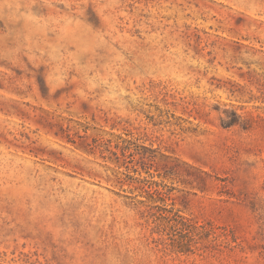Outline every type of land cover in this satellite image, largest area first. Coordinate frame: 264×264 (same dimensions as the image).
Instances as JSON below:
<instances>
[{
	"label": "rangeland",
	"instance_id": "1",
	"mask_svg": "<svg viewBox=\"0 0 264 264\" xmlns=\"http://www.w3.org/2000/svg\"><path fill=\"white\" fill-rule=\"evenodd\" d=\"M0 264H264V0H0Z\"/></svg>",
	"mask_w": 264,
	"mask_h": 264
}]
</instances>
